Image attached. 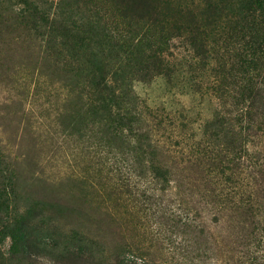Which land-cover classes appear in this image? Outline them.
<instances>
[{"label":"rangeland","instance_id":"rangeland-1","mask_svg":"<svg viewBox=\"0 0 264 264\" xmlns=\"http://www.w3.org/2000/svg\"><path fill=\"white\" fill-rule=\"evenodd\" d=\"M71 53L46 48L12 1L0 3V264H254L251 223L215 203L190 148L216 103L209 72L183 83L172 72L187 54L178 42L170 67L127 69L129 85L112 102L136 114L127 130L96 107L74 68L95 63L90 50ZM159 165L166 179L151 174ZM179 206L200 209L202 231L181 225Z\"/></svg>","mask_w":264,"mask_h":264},{"label":"trees","instance_id":"trees-1","mask_svg":"<svg viewBox=\"0 0 264 264\" xmlns=\"http://www.w3.org/2000/svg\"><path fill=\"white\" fill-rule=\"evenodd\" d=\"M10 1L46 48L70 50L74 56L80 48L90 50L95 63L83 67L77 62L74 68L88 76L96 107L108 110L110 120L127 130L137 122L136 114L112 104L129 85L125 71L143 61L170 67L168 50L175 42L184 45L185 63L172 72L180 79L186 75L183 83L209 72L206 89L216 100L194 130L195 138L189 134L192 155L211 175L215 203L251 223L250 262L264 264V199L258 196L264 188V0ZM111 57L115 65L109 68ZM157 116L161 124L164 117ZM135 135L151 147L147 133ZM150 172L166 179L170 171L159 165ZM177 209L174 217L182 226L202 231L194 224L200 209Z\"/></svg>","mask_w":264,"mask_h":264}]
</instances>
